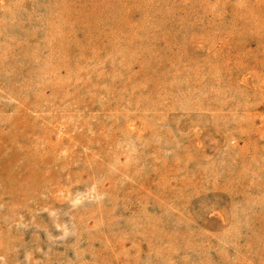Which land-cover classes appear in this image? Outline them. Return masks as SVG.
Listing matches in <instances>:
<instances>
[{
  "label": "rangeland",
  "instance_id": "rangeland-1",
  "mask_svg": "<svg viewBox=\"0 0 264 264\" xmlns=\"http://www.w3.org/2000/svg\"><path fill=\"white\" fill-rule=\"evenodd\" d=\"M0 264H264V0H0Z\"/></svg>",
  "mask_w": 264,
  "mask_h": 264
}]
</instances>
